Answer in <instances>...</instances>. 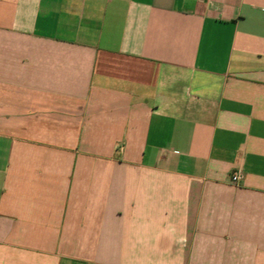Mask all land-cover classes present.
Here are the masks:
<instances>
[{
  "label": "crops",
  "instance_id": "obj_1",
  "mask_svg": "<svg viewBox=\"0 0 264 264\" xmlns=\"http://www.w3.org/2000/svg\"><path fill=\"white\" fill-rule=\"evenodd\" d=\"M0 264H264V0H0Z\"/></svg>",
  "mask_w": 264,
  "mask_h": 264
},
{
  "label": "built area",
  "instance_id": "obj_2",
  "mask_svg": "<svg viewBox=\"0 0 264 264\" xmlns=\"http://www.w3.org/2000/svg\"><path fill=\"white\" fill-rule=\"evenodd\" d=\"M239 179H240V176H239L238 173H235V174H233V175L231 176V181H232L233 183H236Z\"/></svg>",
  "mask_w": 264,
  "mask_h": 264
}]
</instances>
